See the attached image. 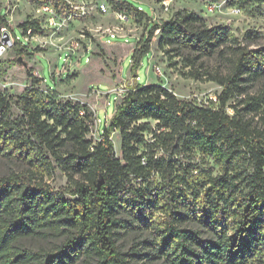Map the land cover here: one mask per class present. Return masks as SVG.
<instances>
[{"label": "trees", "instance_id": "1", "mask_svg": "<svg viewBox=\"0 0 264 264\" xmlns=\"http://www.w3.org/2000/svg\"><path fill=\"white\" fill-rule=\"evenodd\" d=\"M253 2L264 0L231 3ZM115 8L148 17L133 0ZM2 28L10 25L0 10V36ZM19 28L32 35L44 31L37 19ZM156 30L165 53L186 52L192 68L184 76L221 86L216 106L135 80L93 141V109L43 93L36 85L44 77L30 75L15 97L0 89V155L27 163L0 174V264H264V128H255L241 111H257L264 96L248 95L237 100L244 107L225 110L230 98L264 78V48L242 45L226 25L208 26L184 10L149 26L138 39L130 66L136 78ZM211 56L223 67H205L202 58ZM13 103L21 111L15 118ZM143 119H153L155 128ZM113 131L120 135L119 156ZM147 132L153 141H147ZM157 146L168 156L157 155ZM196 153L198 163L177 157ZM206 158L218 173L205 166ZM55 167L67 177L62 189L45 179ZM129 233L136 236L124 249L119 240ZM32 236L60 240L38 249L18 243Z\"/></svg>", "mask_w": 264, "mask_h": 264}, {"label": "rangeland", "instance_id": "2", "mask_svg": "<svg viewBox=\"0 0 264 264\" xmlns=\"http://www.w3.org/2000/svg\"><path fill=\"white\" fill-rule=\"evenodd\" d=\"M121 0H0V10L5 15L10 30L11 46H5L0 54V89L6 95L15 97L28 85L33 75L41 78L36 87L45 94H53L58 99H72L87 103L96 114L94 126L89 134L93 141L100 138L101 129L109 123L123 91L138 80L142 84L160 83L172 90L183 100L198 105H217V94L221 86L212 80H199L184 76L192 65L186 52L178 55L165 53L158 47L159 30L154 32L150 53L144 56L137 68V78L132 74L131 51L148 27L175 17L181 11H192L203 19L206 25H226L238 42L250 48H264V2H253L240 7L234 0H133L148 13V17L136 9H116ZM106 4V9L101 8ZM213 5L212 10L209 6ZM236 6L239 11L233 12ZM37 19L44 31L41 34L22 33L20 23ZM16 33L20 42L18 53L14 47ZM115 33L111 37L110 33ZM250 33L249 35L247 33ZM170 55V57H169ZM20 58V59H19ZM208 69L223 67V61L215 56L203 57ZM198 65H196L197 67ZM264 96V78L249 85L247 93L228 100L225 110L233 113L231 105L239 108L248 95ZM264 99V98H263ZM257 111L244 108L242 113L250 119L255 128L263 130L264 100ZM20 109L13 103L12 117L20 115ZM155 128L153 119H143ZM148 142L152 134L146 133ZM114 152L120 155V135L112 132ZM157 155L168 156L162 147L155 148ZM184 163L199 161V153L194 157L178 155ZM205 166L218 173V166L206 158ZM27 163L16 158L0 155V174L24 169ZM155 175V179H158ZM55 189L67 185L66 175L55 167L52 174L45 176ZM66 196H70L68 193ZM134 233L123 236L119 243L126 249L130 246ZM60 239L56 237L32 236L19 239V244L29 248H49ZM80 264H85L80 262ZM151 264H163L161 260Z\"/></svg>", "mask_w": 264, "mask_h": 264}, {"label": "water", "instance_id": "3", "mask_svg": "<svg viewBox=\"0 0 264 264\" xmlns=\"http://www.w3.org/2000/svg\"><path fill=\"white\" fill-rule=\"evenodd\" d=\"M6 45L11 46L12 39H11L10 33L6 30H3L0 36V54L5 49Z\"/></svg>", "mask_w": 264, "mask_h": 264}, {"label": "built area", "instance_id": "4", "mask_svg": "<svg viewBox=\"0 0 264 264\" xmlns=\"http://www.w3.org/2000/svg\"><path fill=\"white\" fill-rule=\"evenodd\" d=\"M101 8H102L103 10H105V9H106V4L101 3ZM213 8H214L213 5H210V6H209V9H210V10H212ZM231 9H232L233 12H236V13L239 11V8L236 7V6L231 7ZM110 36H111V37L115 36V33L111 32V33H110ZM143 159H144V157H143Z\"/></svg>", "mask_w": 264, "mask_h": 264}]
</instances>
